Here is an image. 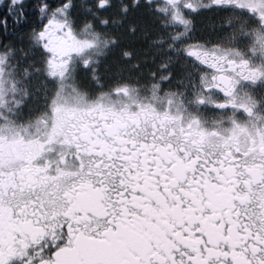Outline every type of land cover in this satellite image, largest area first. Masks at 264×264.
<instances>
[{
  "label": "snow or ice",
  "instance_id": "6c2138e0",
  "mask_svg": "<svg viewBox=\"0 0 264 264\" xmlns=\"http://www.w3.org/2000/svg\"><path fill=\"white\" fill-rule=\"evenodd\" d=\"M0 264H264V0H0Z\"/></svg>",
  "mask_w": 264,
  "mask_h": 264
}]
</instances>
